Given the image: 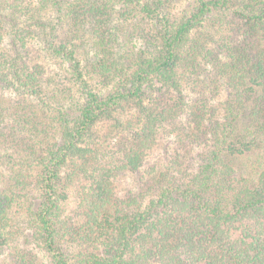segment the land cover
I'll list each match as a JSON object with an SVG mask.
<instances>
[{
    "label": "trees",
    "instance_id": "1",
    "mask_svg": "<svg viewBox=\"0 0 264 264\" xmlns=\"http://www.w3.org/2000/svg\"><path fill=\"white\" fill-rule=\"evenodd\" d=\"M0 264H264V0H0Z\"/></svg>",
    "mask_w": 264,
    "mask_h": 264
}]
</instances>
